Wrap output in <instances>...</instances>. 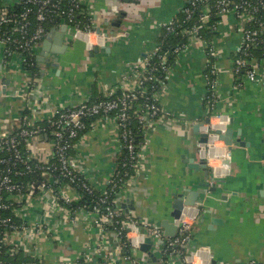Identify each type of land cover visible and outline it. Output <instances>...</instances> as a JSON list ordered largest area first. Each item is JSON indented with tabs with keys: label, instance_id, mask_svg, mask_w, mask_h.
Listing matches in <instances>:
<instances>
[{
	"label": "crops",
	"instance_id": "crops-1",
	"mask_svg": "<svg viewBox=\"0 0 264 264\" xmlns=\"http://www.w3.org/2000/svg\"><path fill=\"white\" fill-rule=\"evenodd\" d=\"M1 1L10 6L20 0ZM83 1L95 34L99 30L108 37L92 34L76 38L71 27L57 21L47 27L41 42L44 46L36 48V56L43 54L45 61L35 58L31 74L17 56L4 69L0 45V133L14 130L22 115L41 124L54 108L75 106L133 87L135 66L153 53L162 27L179 17L186 2ZM115 22H120L119 27L113 26ZM111 32L115 35L109 37ZM208 42L216 53L209 60L217 74L213 113L230 119L226 127L232 129L233 144L215 141L211 145L207 160L200 157L207 172L190 170L183 162L196 155L200 135L193 127L206 122L203 99L209 67L206 43L186 38V48L168 61L158 91L159 105L171 118H160L143 130L134 174L114 200L120 209L127 202L132 207L128 208L131 216L159 225L168 218L173 194L185 193L187 188L199 191L200 210H187L188 215L198 213V218L191 226L186 253L193 260L199 257L201 264H264V198L258 194L264 183V79L251 82L233 73L232 60L241 42L236 18L224 19ZM44 141L29 143L41 162L50 157V147ZM119 155L113 119L93 122L71 152L77 171L98 190L105 188ZM40 197L33 200L28 216L43 219L55 229L51 238L37 236L34 240L41 262L74 264L85 257L84 264H130L123 260L112 233L102 241L97 239L91 214L79 211L73 222L62 211L46 218L38 202L53 201L47 192ZM211 218L222 223L212 225ZM159 247L154 250L162 260ZM138 255L136 250L133 256ZM149 260L147 256L145 264Z\"/></svg>",
	"mask_w": 264,
	"mask_h": 264
},
{
	"label": "built area",
	"instance_id": "built-area-1",
	"mask_svg": "<svg viewBox=\"0 0 264 264\" xmlns=\"http://www.w3.org/2000/svg\"><path fill=\"white\" fill-rule=\"evenodd\" d=\"M186 1L188 5L181 8L183 19L164 25L162 30L166 33L180 31L188 39L206 43L209 67L205 74L203 101L208 122L198 123V126L200 132L207 133V142L199 143L196 150L199 157H206L207 160L208 149L216 141L215 131L223 132L229 121L226 115L213 113L217 74L209 60L216 53L210 42L203 39L202 33L215 32L227 17L236 18L241 42L232 60L233 73L251 82L264 79V59L261 63L254 55L255 50H260L264 56V0ZM16 6L21 8L17 13L13 11ZM84 7L83 0H20L14 5H3L0 8V45L4 69L17 56L31 74L36 48L46 36V26L50 21L58 20L71 27L76 38H89L95 34L91 16ZM79 17L88 23L82 22ZM185 48V45L177 46L171 54L177 55ZM159 49L157 44L153 53L135 66L133 87L115 90L107 96L75 106L54 108L41 124H35L31 118L22 115L14 130L0 133V264H44L35 250L34 240L37 236L52 237L55 229L43 219L33 220L28 216L33 200L40 199L43 192H47L53 201L38 202L43 217L50 218L55 212L62 211L73 222L79 211L91 214V221L98 230L97 239L102 241L106 234L112 233L123 252V260L130 264H140L133 253L145 237L151 238L155 247L160 246L162 260L194 264L186 248L198 213L188 215L185 209L175 221V235L164 237L159 225H149L124 213L114 200L115 194L129 182L138 164L143 143L137 142V132L141 135L145 128L160 118H171L158 102V91L168 71V60L165 54L158 53ZM107 119L115 122L120 155L105 188L98 190L77 171L71 152L93 122ZM43 137L50 147V157L41 162L29 143ZM34 175L40 178L29 180ZM66 191L73 195L65 194ZM84 194L92 197L91 205H83L77 211L67 208L68 204L79 202ZM156 241L161 243L156 244ZM18 254L26 260H15L13 257ZM82 260L84 262L85 257ZM74 264H80L79 260Z\"/></svg>",
	"mask_w": 264,
	"mask_h": 264
},
{
	"label": "water",
	"instance_id": "water-1",
	"mask_svg": "<svg viewBox=\"0 0 264 264\" xmlns=\"http://www.w3.org/2000/svg\"><path fill=\"white\" fill-rule=\"evenodd\" d=\"M121 17V16H120ZM120 22H115L113 23V26L115 27H119ZM96 31V29H94ZM97 35L98 36H102V39L108 37V34H103L101 33L99 30H97ZM109 37H112L115 35V33L113 34V32H111L109 34ZM117 35V34H116ZM43 42V41H42ZM43 45L44 43H41L40 45H38L39 47ZM103 45V44H101ZM97 48H94L95 51ZM43 54L36 56V60L40 63H43L44 57H42ZM206 122H208V119H206ZM230 124V119H229V123L228 126ZM228 126L226 127V129L222 132L220 130H216L215 134H216V141L219 142H223L225 144V146H231L233 144V139H232V129L228 128ZM194 132H198L199 131V126L198 124H196L193 127ZM199 135H200V141L199 143H206L207 142V133L206 132H200L199 131ZM46 138L44 137V139L39 140V143H44ZM237 143H239V145H243L242 142L240 140H236ZM236 143V142H235ZM203 158H200L198 155V152L196 151V155L195 158H190V159H183V162L185 164H187L188 169L190 170H198V169H203L207 172L206 169V164L204 163V161H202ZM229 160V157L227 159V161ZM224 165H227L226 160L224 161ZM259 196L264 198V183L262 184L261 189L258 192ZM200 199V192L196 191V190H192L190 188H187L184 192L181 193H175L173 194V200L171 202V211L169 212L168 218L163 219L159 222V227L161 229V231L163 232V236L164 237H173L175 235L176 232V224L175 221H177L180 216L182 215L183 211L185 209H191V208H197L198 210H200V206L198 205V200ZM121 208L123 209L124 213H128L129 210L128 208H131V206H129V204L126 202V204H123L121 206ZM210 223L212 225H217V224H221V220L218 218H211ZM211 229V228H210ZM161 241H156V244H160ZM154 243L153 240L149 237H145L143 242L139 245L137 251L139 252V255L136 257L139 260L140 264H145V259L148 256L149 257V263L147 262V264H184L182 263L180 260H175V261H166V260H161L158 259L156 252L154 250ZM212 264H216L215 262H212Z\"/></svg>",
	"mask_w": 264,
	"mask_h": 264
},
{
	"label": "trees",
	"instance_id": "trees-1",
	"mask_svg": "<svg viewBox=\"0 0 264 264\" xmlns=\"http://www.w3.org/2000/svg\"><path fill=\"white\" fill-rule=\"evenodd\" d=\"M2 1L0 0V8L3 6L2 5V3H1ZM188 5V3H187V1L184 3V5L183 6H187ZM183 8V7H182ZM20 6H16V7H13V11L14 12H19L20 11ZM179 17L177 18V20L178 21H181L182 19H183V13H182V9L180 10V12H179ZM80 18V17H79ZM80 20L82 21V22H84V23H88V21L86 20V19H82V18H80ZM176 20V19H175ZM58 20H55V21H50L48 24H47V26L46 27H48L49 25H51V24H53V23H55V22H57ZM4 32L6 31V29L4 28V29H2ZM202 35H203V39L206 41V42H208L209 40H211V38L213 37V35H214V32H207V31H205V32H203L202 33ZM186 38H187V35H183V34H181L180 33V31L178 32V31H174V32H171V33H166V32H162V34H161V36H160V38H159V42H158V44H159V47H160V49H159V54H165V56H166V60H172L173 59V57L175 56H173L172 54H171V51L175 48V47H177V46H184L185 44H186ZM259 54H262V52L260 51V50H255V52H254V55L256 56V58L259 60V62H261V58H263L264 59V56L262 57V56H259ZM156 58H154L153 60H155ZM35 66H36V60H35ZM34 68V67H33ZM33 68H32V70H33ZM96 98H98V97H96ZM100 98V97H99ZM95 99V98H94ZM93 99V100H94ZM93 100H91V101H93ZM140 132H137V136H136V140H137V142L138 141H140L141 140V135H142V133H141V135L139 134ZM130 173H131V171H130ZM40 177H39V175L38 176H31V177H29V180H34V181H37L38 179H39ZM54 185V187L56 186V184H53ZM97 196H98V193L96 194ZM91 200H92V197H90V196H88V195H82V198H81V200L79 201V202H76V203H72V204H68L67 205V208L68 209H70V210H74V211H77V210H79V209H81V207L83 206V205H87V206H89V205H91L92 203H91ZM3 258H5V259H7V257H3ZM13 258H15V260H17V261H21L22 260V258H23V256L22 255H15ZM23 259H25L26 260V258L24 257ZM79 263L80 264H84V262H83V260L82 259H80L79 260Z\"/></svg>",
	"mask_w": 264,
	"mask_h": 264
},
{
	"label": "clouds",
	"instance_id": "clouds-1",
	"mask_svg": "<svg viewBox=\"0 0 264 264\" xmlns=\"http://www.w3.org/2000/svg\"><path fill=\"white\" fill-rule=\"evenodd\" d=\"M194 264H201V260L199 257H196L194 260Z\"/></svg>",
	"mask_w": 264,
	"mask_h": 264
}]
</instances>
